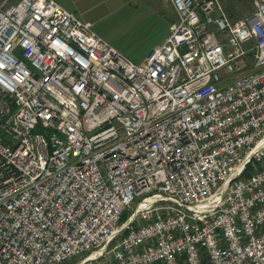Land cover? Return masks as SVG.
<instances>
[{
    "label": "built area",
    "instance_id": "2783aa9c",
    "mask_svg": "<svg viewBox=\"0 0 264 264\" xmlns=\"http://www.w3.org/2000/svg\"><path fill=\"white\" fill-rule=\"evenodd\" d=\"M167 1L143 64L0 5V264H264V0Z\"/></svg>",
    "mask_w": 264,
    "mask_h": 264
},
{
    "label": "rangeland",
    "instance_id": "374dc122",
    "mask_svg": "<svg viewBox=\"0 0 264 264\" xmlns=\"http://www.w3.org/2000/svg\"><path fill=\"white\" fill-rule=\"evenodd\" d=\"M220 1L226 7L232 5L230 12L235 18L252 12L250 0ZM174 20L171 9L161 4V0H133L115 13L99 10L91 19L93 31L131 61L145 54L153 43L161 41Z\"/></svg>",
    "mask_w": 264,
    "mask_h": 264
},
{
    "label": "crops",
    "instance_id": "0c3cea01",
    "mask_svg": "<svg viewBox=\"0 0 264 264\" xmlns=\"http://www.w3.org/2000/svg\"><path fill=\"white\" fill-rule=\"evenodd\" d=\"M18 0H0V5L6 2V5L15 4ZM59 5H61L64 9L71 12L75 16H77L83 22L90 23L93 25L91 21L92 17L99 13V10H103L107 13H115L117 9L124 7L132 3L133 0H54ZM161 4L167 6L172 11L173 20L175 19L174 11L172 10L169 2L167 0H161ZM224 5V4H223ZM228 11V10H227ZM231 15V12L228 11ZM173 22V21H172ZM171 22V23H172ZM170 26V25H169ZM169 29V27H168ZM167 36V35H166ZM166 36L158 42L153 43L145 52V54L141 56H137L133 58L134 60H130L136 64H143L147 57L156 49L158 48ZM114 47V46H113ZM115 48V47H114ZM117 49V48H115Z\"/></svg>",
    "mask_w": 264,
    "mask_h": 264
},
{
    "label": "trees",
    "instance_id": "16d2710c",
    "mask_svg": "<svg viewBox=\"0 0 264 264\" xmlns=\"http://www.w3.org/2000/svg\"><path fill=\"white\" fill-rule=\"evenodd\" d=\"M227 5H228V4H227ZM225 7H226V6H225ZM226 9H227L228 11H231V9H232V5H231V6H227ZM231 17L235 18L234 13L232 14V12H231Z\"/></svg>",
    "mask_w": 264,
    "mask_h": 264
}]
</instances>
